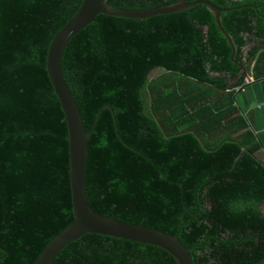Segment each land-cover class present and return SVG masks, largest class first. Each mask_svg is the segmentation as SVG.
Here are the masks:
<instances>
[{
  "label": "trees",
  "instance_id": "trees-1",
  "mask_svg": "<svg viewBox=\"0 0 264 264\" xmlns=\"http://www.w3.org/2000/svg\"><path fill=\"white\" fill-rule=\"evenodd\" d=\"M81 1L0 0V264H32L73 220L66 121L45 59ZM208 1L227 9L221 29L196 5L142 20L100 14L68 43L62 72L90 134L86 199L177 236L193 264H264V164L234 105L247 72L264 76V0ZM52 264L177 263L152 245L85 234Z\"/></svg>",
  "mask_w": 264,
  "mask_h": 264
},
{
  "label": "water",
  "instance_id": "water-1",
  "mask_svg": "<svg viewBox=\"0 0 264 264\" xmlns=\"http://www.w3.org/2000/svg\"><path fill=\"white\" fill-rule=\"evenodd\" d=\"M196 5L208 7L214 13L221 29L219 17L227 9L219 8L208 0L193 2L178 0L170 5L143 10L117 9L111 7L105 0H82L74 15L50 41L45 68L66 121L73 220L50 240L32 264H52L68 244L85 234H97L152 245L168 252L177 264H193L189 249L177 236L100 215L89 206L85 194V178L90 134L85 130L76 100L63 76L62 56L70 40L100 14L122 19L142 20L157 15L174 14ZM226 37L232 44L231 38L228 35Z\"/></svg>",
  "mask_w": 264,
  "mask_h": 264
},
{
  "label": "crops",
  "instance_id": "crops-1",
  "mask_svg": "<svg viewBox=\"0 0 264 264\" xmlns=\"http://www.w3.org/2000/svg\"><path fill=\"white\" fill-rule=\"evenodd\" d=\"M254 45L255 42H250L245 50L251 49ZM259 49L260 52L264 51V45ZM254 61L255 58L251 59V66ZM234 105L238 115L246 122L249 132L256 139L258 150L255 157L264 164V76L255 79L242 91L235 93ZM263 205L264 203L259 209L264 214Z\"/></svg>",
  "mask_w": 264,
  "mask_h": 264
},
{
  "label": "built area",
  "instance_id": "built-area-1",
  "mask_svg": "<svg viewBox=\"0 0 264 264\" xmlns=\"http://www.w3.org/2000/svg\"><path fill=\"white\" fill-rule=\"evenodd\" d=\"M255 80L253 74L251 71L247 72L244 79H243V83L241 86L237 87L234 89L235 93H238L240 91L243 90L244 87H246L247 85H249L250 83H252Z\"/></svg>",
  "mask_w": 264,
  "mask_h": 264
},
{
  "label": "rangeland",
  "instance_id": "rangeland-1",
  "mask_svg": "<svg viewBox=\"0 0 264 264\" xmlns=\"http://www.w3.org/2000/svg\"><path fill=\"white\" fill-rule=\"evenodd\" d=\"M160 72V70H156V71H154L152 74L153 75H156L157 73H159ZM263 209H264V205H263Z\"/></svg>",
  "mask_w": 264,
  "mask_h": 264
}]
</instances>
